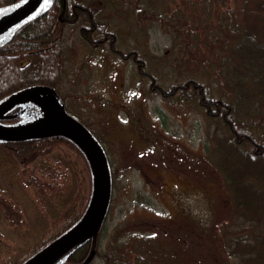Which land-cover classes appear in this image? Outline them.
Returning a JSON list of instances; mask_svg holds the SVG:
<instances>
[{"label": "rangeland", "instance_id": "374dc122", "mask_svg": "<svg viewBox=\"0 0 264 264\" xmlns=\"http://www.w3.org/2000/svg\"><path fill=\"white\" fill-rule=\"evenodd\" d=\"M78 1L91 4L94 16L108 20L121 50L138 48L150 59L155 72L172 81H181L208 57L204 38L199 50L171 46V33L159 15L173 10L180 0ZM85 21L79 16L64 25L56 91L66 111L95 131L109 163L119 168L111 185L105 222L108 232L119 223L128 228L141 226L143 231L138 234L151 242L152 264H229L231 242L221 236L218 225L233 221L234 214L225 205L229 201L216 163L221 161V151L219 146L212 150L214 159L206 154V144L211 148L223 140L216 142L214 125L200 111L146 93V81L134 74L131 61H122L105 47L86 42L80 35ZM160 56H167L169 62ZM222 68L237 85L232 90L236 112L242 116L251 110L264 112V84L259 75L264 66L233 59L225 61ZM210 81L217 85L212 77ZM27 114L26 108L18 122L27 121ZM2 162L0 153V169L10 170L8 176L0 173V254L5 246L25 243L53 222L51 212L42 206L38 187L24 182L27 175L23 181L14 173L11 167L15 163ZM255 167L264 172V161ZM35 174H44L41 180L52 181L47 189L66 188L64 174L37 170ZM38 212L46 214L45 222L37 219ZM239 223L235 219L232 226ZM55 264H62V258ZM90 264L103 263L95 257Z\"/></svg>", "mask_w": 264, "mask_h": 264}, {"label": "trees", "instance_id": "16d2710c", "mask_svg": "<svg viewBox=\"0 0 264 264\" xmlns=\"http://www.w3.org/2000/svg\"><path fill=\"white\" fill-rule=\"evenodd\" d=\"M12 1L0 0V6ZM79 16L86 19L80 27L81 37L93 47H105L122 61H131L134 74L139 80L146 81V93L158 94L173 105L193 107L214 125L212 134L216 142H224L221 145L217 142L211 148L206 144V154L211 157L212 150L219 146L221 161L216 163L220 166L222 185L229 201L225 205L234 214V220H240L236 227L232 226L234 220L218 225L221 236L233 243H228L231 248L228 249L229 256L225 255L226 263L264 264V172L255 167L256 163L264 161V112L251 110L244 112V116L236 112V95H232V90L237 85L224 75L222 68L225 61L233 59L259 62L264 66V0H180V5L170 12L160 13L159 18L171 33L173 48L199 50L202 47L200 40L204 38L203 47L208 57L200 61L195 71L189 70L181 81H172L167 75L155 72L150 59L138 48L121 50L115 32L109 28L110 23L94 16L91 4L54 0L46 12L22 24L0 44V99L32 84L56 88L62 69L63 28ZM179 39H183L182 44ZM159 58L169 62L167 56ZM261 74L260 82L264 84L263 68L259 70ZM211 77L216 86L211 83ZM18 119L13 116L3 118L2 122L14 123ZM85 125L97 137L95 131ZM97 139L100 141L99 137ZM0 153L4 162L15 163V167H11L14 173H19L21 178L28 176L25 181L23 178L26 184L38 187L42 206L53 217L47 230L33 234L25 243L5 246L0 254V264H20L82 215L90 197L91 171L80 148L62 135L3 141L0 142ZM109 166L113 183L119 168L112 163ZM36 170L61 177L64 174L67 179L65 190L47 189L53 185L52 181L41 180L44 174L39 176L35 174ZM8 171L0 169L5 176ZM45 217L46 214L38 212L39 221L45 222ZM106 219L107 215L88 264L95 257L103 264H152L148 247L151 242L148 237L138 234L143 231L139 224L138 228H128L125 223H119L108 232ZM89 249L90 240H87L66 255L62 264H79Z\"/></svg>", "mask_w": 264, "mask_h": 264}, {"label": "water", "instance_id": "95a60500", "mask_svg": "<svg viewBox=\"0 0 264 264\" xmlns=\"http://www.w3.org/2000/svg\"><path fill=\"white\" fill-rule=\"evenodd\" d=\"M54 0H14L0 6V44L22 24L42 15ZM29 103L39 104L40 116L26 123H4L3 118L21 114ZM24 104L14 113L11 110ZM46 135H62L72 140L85 155L91 171V192L78 220L20 264H55L76 247L90 240L88 264L105 220L111 198V175L104 147L91 130L68 113L56 89L48 84H32L0 99V142L19 141Z\"/></svg>", "mask_w": 264, "mask_h": 264}, {"label": "bare ground", "instance_id": "6f19581e", "mask_svg": "<svg viewBox=\"0 0 264 264\" xmlns=\"http://www.w3.org/2000/svg\"><path fill=\"white\" fill-rule=\"evenodd\" d=\"M28 120L24 121L22 123H26L28 121H31L32 119H35L36 117L40 116L41 112H42V108L39 104H35V103H29L28 108Z\"/></svg>", "mask_w": 264, "mask_h": 264}]
</instances>
